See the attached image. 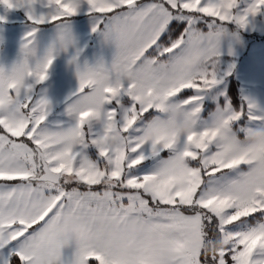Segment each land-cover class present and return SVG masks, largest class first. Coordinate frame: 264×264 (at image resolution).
<instances>
[{"label":"snow or ice","instance_id":"6c2138e0","mask_svg":"<svg viewBox=\"0 0 264 264\" xmlns=\"http://www.w3.org/2000/svg\"><path fill=\"white\" fill-rule=\"evenodd\" d=\"M0 9L24 25L0 55V264H264V102L240 66L264 0Z\"/></svg>","mask_w":264,"mask_h":264},{"label":"crops","instance_id":"0c3cea01","mask_svg":"<svg viewBox=\"0 0 264 264\" xmlns=\"http://www.w3.org/2000/svg\"><path fill=\"white\" fill-rule=\"evenodd\" d=\"M0 14H5L3 9H0ZM6 15L8 16V23L0 26L3 37V44L0 45V55L4 56L6 60H11L13 58H7L3 49L6 48L8 50L6 52L13 53L14 56L16 55L19 40L24 29L23 13L12 12ZM257 34L252 33L245 37L247 44L240 55V66L245 86L261 102H264V39H260L262 36ZM253 39L257 40H254L256 42L254 44ZM251 50L252 53L249 54ZM72 83L71 75L65 68L63 61H58L52 78L54 93L66 91Z\"/></svg>","mask_w":264,"mask_h":264},{"label":"rangeland","instance_id":"374dc122","mask_svg":"<svg viewBox=\"0 0 264 264\" xmlns=\"http://www.w3.org/2000/svg\"><path fill=\"white\" fill-rule=\"evenodd\" d=\"M257 35L262 36V37L259 36L260 39H264V38H263L264 35H261V34H259V33H258ZM247 36H248V35H247ZM259 37H257V38H259ZM254 40H255V39H253V44L256 43V42H254ZM255 41H257V40H255ZM258 41H260V40H258ZM3 50H4L3 52L6 53V57H7V58H14V57H15L13 53L6 52V51H8V50H6V48L3 49ZM251 53H252V50L249 52V54H251ZM3 57H4V56H3Z\"/></svg>","mask_w":264,"mask_h":264},{"label":"trees","instance_id":"16d2710c","mask_svg":"<svg viewBox=\"0 0 264 264\" xmlns=\"http://www.w3.org/2000/svg\"><path fill=\"white\" fill-rule=\"evenodd\" d=\"M234 85L237 83L236 81L233 82ZM232 91L235 92V87L233 86Z\"/></svg>","mask_w":264,"mask_h":264}]
</instances>
